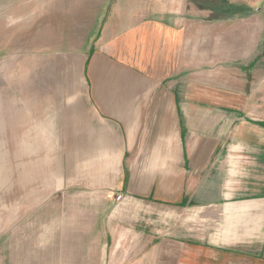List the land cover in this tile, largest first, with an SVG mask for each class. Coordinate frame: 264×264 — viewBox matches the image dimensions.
Segmentation results:
<instances>
[{
	"label": "rangeland",
	"instance_id": "1",
	"mask_svg": "<svg viewBox=\"0 0 264 264\" xmlns=\"http://www.w3.org/2000/svg\"><path fill=\"white\" fill-rule=\"evenodd\" d=\"M59 1L0 0V264H176L159 243L161 218L119 239L105 198L81 195L90 156L80 147L68 171L65 136L79 146L81 133L63 129L62 95L69 77L78 93L89 88L86 56L110 5ZM205 1L181 5L191 30L186 62L196 63L172 78L180 107L191 110L192 203L264 193V0ZM157 244L160 255H146Z\"/></svg>",
	"mask_w": 264,
	"mask_h": 264
},
{
	"label": "crops",
	"instance_id": "2",
	"mask_svg": "<svg viewBox=\"0 0 264 264\" xmlns=\"http://www.w3.org/2000/svg\"><path fill=\"white\" fill-rule=\"evenodd\" d=\"M59 2L110 5L101 37L86 56L89 88L78 93L69 77L70 89L62 95L63 129L68 137L81 133L79 146L74 140L67 144L65 136L68 171L73 175L76 169V147L90 156L91 165L81 173L86 187L81 195L92 190L105 198L103 210L121 229L119 239L134 228H145L139 235L152 231L161 218L159 243L170 246L167 255H176V264H264V193L191 202L196 161L186 155L184 136V117L191 110L180 107L184 94L172 78L196 63L186 62L191 30L181 5L206 1ZM67 59L72 75V55ZM86 147L93 148L82 150ZM160 245L146 255H160Z\"/></svg>",
	"mask_w": 264,
	"mask_h": 264
},
{
	"label": "built area",
	"instance_id": "3",
	"mask_svg": "<svg viewBox=\"0 0 264 264\" xmlns=\"http://www.w3.org/2000/svg\"><path fill=\"white\" fill-rule=\"evenodd\" d=\"M121 197L119 196L118 199H120Z\"/></svg>",
	"mask_w": 264,
	"mask_h": 264
},
{
	"label": "trees",
	"instance_id": "4",
	"mask_svg": "<svg viewBox=\"0 0 264 264\" xmlns=\"http://www.w3.org/2000/svg\"><path fill=\"white\" fill-rule=\"evenodd\" d=\"M262 125H264V124H262Z\"/></svg>",
	"mask_w": 264,
	"mask_h": 264
}]
</instances>
